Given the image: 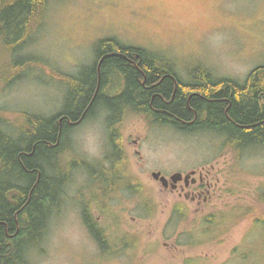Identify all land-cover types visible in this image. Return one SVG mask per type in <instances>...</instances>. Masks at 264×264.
Instances as JSON below:
<instances>
[{"label":"rangeland","instance_id":"374dc122","mask_svg":"<svg viewBox=\"0 0 264 264\" xmlns=\"http://www.w3.org/2000/svg\"><path fill=\"white\" fill-rule=\"evenodd\" d=\"M104 37L166 56L182 79L200 65L214 77L242 81L264 62V0H54L31 47L49 71H34L8 88L0 82V107L10 118L23 111L45 116L57 112L67 91L57 74L76 75L92 65L93 44ZM105 115L96 110L68 135L62 160L66 166L75 164L64 181L63 200L41 243L24 252L25 263L183 264L190 257L200 264L226 263L249 219L232 225L220 239L197 246L188 244L192 222L233 205L240 212L246 207L264 210L254 196L264 190V147L237 160L213 134H182L129 113L120 118L117 130L136 191L122 187L106 195L101 180L94 179L96 169L107 166L111 149ZM202 169L209 171L214 185L205 201L185 196L186 190L163 187L151 175L160 171L168 178ZM177 204L185 211L179 222L172 215ZM84 210L112 237L111 245H121L124 234L136 236L137 245L115 255L104 253L86 228Z\"/></svg>","mask_w":264,"mask_h":264},{"label":"trees","instance_id":"16d2710c","mask_svg":"<svg viewBox=\"0 0 264 264\" xmlns=\"http://www.w3.org/2000/svg\"><path fill=\"white\" fill-rule=\"evenodd\" d=\"M52 1L0 0L3 86L8 88L42 68L49 71L46 60L31 47ZM93 52L96 61L83 66L76 75L57 74L67 91L63 106L54 114L23 111L10 118L0 107V264H26L24 252L37 248L43 240L48 221L63 200L70 165L75 164L66 166L62 160L69 148L68 135L96 110L106 114L111 148L105 156L107 166L95 171L101 175L104 191L124 187L134 193L136 188L131 187L137 186L127 171L117 130L120 118L129 113L142 114L150 124L178 133L213 134L237 160L250 150L264 147V62L251 68L242 81L214 77L200 65L188 69L187 78L182 79L171 59L126 45L115 37L97 40ZM254 196L264 207V190ZM236 206L210 211L194 220L188 244L218 240L232 225L249 219L246 234L226 263L264 264V210L246 207L240 212ZM147 210L154 211L149 206ZM84 212L86 228L104 253L115 255L137 245L138 238L132 235L128 239L127 234L121 236L118 248L111 245L112 237ZM172 215L179 222L185 211L177 204ZM259 254L262 257L254 261ZM183 264L200 262L190 257Z\"/></svg>","mask_w":264,"mask_h":264},{"label":"flooded vegetation","instance_id":"af4514ba","mask_svg":"<svg viewBox=\"0 0 264 264\" xmlns=\"http://www.w3.org/2000/svg\"><path fill=\"white\" fill-rule=\"evenodd\" d=\"M123 152L124 151H122V153ZM193 171L194 174H191ZM156 172H159L161 175H163L160 171H156ZM187 174H190V176L185 179V176ZM196 174H197V178L195 177ZM182 176L183 178L177 181L173 186L169 180L170 176L168 178L166 177L168 179V185L166 188H170L171 190L181 191V192L186 190L187 193L185 194V196L190 195L192 200L196 198L200 200L202 198V201H205L207 197H209L210 190L212 189V187H214V185L209 182V178H208L209 171H204L203 169L199 171L192 170L186 174H182ZM99 178H101V175L95 174L94 179H99ZM104 192L108 193L109 190H105Z\"/></svg>","mask_w":264,"mask_h":264},{"label":"water","instance_id":"95a60500","mask_svg":"<svg viewBox=\"0 0 264 264\" xmlns=\"http://www.w3.org/2000/svg\"><path fill=\"white\" fill-rule=\"evenodd\" d=\"M101 60H102V59H100V60L98 61V63H97L98 77H99V66H100V62H101ZM191 174H194V171H193ZM151 175H152V177H153L155 180H158V181L161 183V185H162L163 187H167V185H168V179H167L164 175H161L159 172H153ZM189 176H190V174H187V175L185 176V179H186L187 177H189ZM182 178H183L182 173H180V172H176V173H174V174H172V175L170 176L169 180H170V182L172 183V186H173L177 181L181 180Z\"/></svg>","mask_w":264,"mask_h":264}]
</instances>
